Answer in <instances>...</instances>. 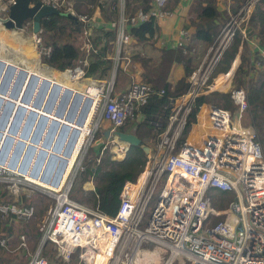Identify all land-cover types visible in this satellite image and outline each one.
I'll list each match as a JSON object with an SVG mask.
<instances>
[{
    "label": "built area",
    "instance_id": "2783aa9c",
    "mask_svg": "<svg viewBox=\"0 0 264 264\" xmlns=\"http://www.w3.org/2000/svg\"><path fill=\"white\" fill-rule=\"evenodd\" d=\"M0 1V11L5 15L0 20H4L16 0ZM37 1L75 18L78 23L91 21L85 14L77 15L70 0ZM169 1L182 0H152L147 9H136L128 17L124 16L121 4V14L110 23L109 29L116 33L111 77L102 84L92 81L83 92L90 94V87L95 89L89 97L90 134L83 139L81 148L92 141L103 122L108 123L110 133H113L136 119L151 95H163L162 90L157 92L140 82L115 94L113 75L124 59L121 55L124 47L132 42L128 33L130 27L150 19L157 21L168 17L166 5ZM258 1L243 0L236 11L228 13L220 35L189 76L188 91L175 101L166 127L158 134L154 157L146 162L135 182L124 184L114 217L97 208L78 204L69 197L73 179L83 170L85 154L81 155V148L66 178L60 179L56 187L51 185L52 172L59 161L53 160L54 167L47 173V182L34 178L40 184L30 179L28 170L21 173L17 167L10 168L6 160L0 162V184L8 188H40L53 199L54 205L39 226L41 239L35 252L28 254L25 237H19L18 249L29 255L28 264H49L40 256L45 244H52L64 259L81 249L88 264H264V146L256 140V134L236 132L231 113L211 106L207 114L210 127L217 133H225L223 138L210 135L204 142L188 146L185 140L178 147L195 100L211 91L208 81L223 52L235 37L242 42L248 41V24ZM23 28L32 30V22L27 21ZM180 36L177 49L186 53L188 44L183 39L187 32H181ZM35 38L40 55L48 53L41 49L39 37ZM80 39L85 57L79 66L65 71L70 80L78 82L84 80L87 56L94 50L91 27H85ZM259 59L264 69V45L259 50ZM230 97L240 114V127H247L241 123L247 110L246 91L233 89ZM2 100L11 99L0 94ZM22 107L26 110L23 118H26L29 109ZM110 139L107 142L112 141ZM116 144L119 147L113 157L120 151L124 159L128 146L118 141ZM214 192L232 195L225 210L213 208L209 195ZM152 203L151 213L146 218ZM35 214L33 206L0 203V247L6 249L8 242L1 232L2 225L28 223ZM211 216L223 220L206 227ZM148 246L155 250L146 249Z\"/></svg>",
    "mask_w": 264,
    "mask_h": 264
},
{
    "label": "trees",
    "instance_id": "16d2710c",
    "mask_svg": "<svg viewBox=\"0 0 264 264\" xmlns=\"http://www.w3.org/2000/svg\"><path fill=\"white\" fill-rule=\"evenodd\" d=\"M70 1L73 3L74 11L77 15L85 14L91 18L93 13L91 9L98 7L102 12V18L105 21L112 20V17L114 21H116L118 18L115 8L113 11H111V14L103 11L101 0ZM123 1V12L125 17L130 16L136 9H139L136 8L133 10V6L139 4L143 9H147L152 3V0ZM116 4H118V0H112L110 6ZM192 9L194 12H196V17L198 19V22L192 21L190 24V26H195L193 38L202 42L204 45H211L218 35L217 20L218 17H220L215 5V0H195V4ZM59 13L60 15L50 16L41 21V49L43 48L48 51V53L45 55L41 54V62L50 70H54L56 72H65L66 70L74 69L75 67L79 66V62L85 57L84 52L81 50L79 45H77V39L78 37L80 38L85 26L75 21L71 16L67 17L62 12ZM92 28L93 29L91 30L93 34L91 45L94 50H92L87 56V64L84 67V77L86 79L99 81L106 80L109 78L114 67V61L112 57L114 54L116 33L113 30H105L103 26ZM128 33L137 44H146L155 36L156 21L154 19H150L149 21L144 22L137 27H130ZM247 34L248 37L255 35L256 38L260 40V43L264 45V0H259L256 4L248 24ZM240 47H242V52L247 50L246 42H242L239 37H236L234 43L223 52L220 62L218 65H216L217 67L208 81L209 85L213 83V80L219 74L224 75L230 71L233 62L238 55ZM121 55L123 56V54ZM240 58L241 62L235 70L231 84L233 88L231 87V90L239 89L240 86H243L245 83L249 82L246 81L249 61L246 56L243 55V53ZM131 59L132 62L140 64V66L144 69V75L142 76L140 83L150 85L157 92L159 90L164 92L163 95H159L157 93L151 95L147 104L141 107L139 113L141 114L142 122H137L138 124H136V121L131 123L136 136L141 140V143L144 144L143 133H145L147 129H151L155 124V121H159L161 124L159 133L163 128L166 127L167 123L165 124L163 121L167 120L169 115L165 116L164 120L161 121L159 118H157L158 113L163 108L167 107L170 102L178 100L188 91V78L196 68L192 66L191 59L189 57H185L181 49L162 51L161 61L157 65H153L149 59H146L145 57L142 58L137 55L132 56ZM174 63L183 66L184 77L180 79L175 84L174 89L171 90L170 84L166 82V76L170 66ZM120 68L121 67L119 65L116 68L117 79H119L123 73ZM52 85H57L59 90L62 87L67 86L71 88L68 83L60 82L57 79H51V90L53 87ZM231 90H229L227 93L214 91L195 100L178 147H181V145L185 142L189 132L190 134L187 138V141L193 139L194 144L197 145L204 142L207 137L213 134V130L210 128L198 127L196 124L197 114L204 104L227 110L229 112H237V108L233 104V101L230 97ZM49 94L52 95L51 91ZM58 94L59 92L55 95ZM17 102L21 104L23 102V98L21 101L17 100ZM247 104L248 110L246 112V116H249L250 122L252 123L251 125L257 132L256 140L264 146V80L260 79L254 85L248 88ZM23 105L27 106L28 109L34 107V104L27 105L24 102ZM126 125L127 123L118 130L122 133H130V130H126L124 128ZM193 133L194 138L192 137ZM96 134L99 135L100 138H104V129L102 127H100V129L98 128ZM102 148L103 146L100 145V151ZM86 154L87 151L82 162L83 170L78 174L81 177L79 184L82 186L84 183L93 180L95 184L94 191L85 192L81 188L80 197L73 195L72 199H70L78 204L91 202L92 208H97L103 214L109 217H114L120 203L119 196L124 184L126 182L133 183L137 180L139 174L142 172L147 162V156L140 149V147L130 146L128 147L125 158L121 161L111 160L110 154L106 155L105 157L94 154L95 156L92 158V160L85 164ZM74 160L75 158L72 161ZM1 185L3 184H0V186ZM212 194H214V196L224 195L222 193L216 194L215 192L211 193V196H213ZM0 203L3 202L0 201ZM21 204L24 206H30L23 203ZM211 204L213 205L212 200ZM221 220L223 219L216 218V222ZM5 225L7 224L5 223ZM31 232L34 237L33 243L36 244L39 238L41 239V233L39 230L37 232L31 230ZM79 250L80 249H76L75 252Z\"/></svg>",
    "mask_w": 264,
    "mask_h": 264
},
{
    "label": "rangeland",
    "instance_id": "374dc122",
    "mask_svg": "<svg viewBox=\"0 0 264 264\" xmlns=\"http://www.w3.org/2000/svg\"><path fill=\"white\" fill-rule=\"evenodd\" d=\"M121 4L124 5V1H122ZM136 8H142V6L139 5V4L133 6V10L136 9ZM63 14L68 17L67 14H65V13H63ZM4 17H5L4 13L0 11V19H3ZM226 18H225L224 21H221L220 23L217 21L218 22V24H217V26H218V35H217L216 39L220 35V33H221V31H222V29L224 27V24L226 23ZM113 20L114 19L112 17V20H110V21H113ZM82 25H84L85 27H90L92 25V23L88 22L87 24H82ZM37 36L39 37L40 43L42 44L41 33L37 34ZM37 36L33 35L32 30L29 29V28H23L21 31L19 30V31L8 32L0 24V60L5 61V62H7L9 64H12V65L16 66V68H22V69H25V70H30L31 72H34V73H36L38 75H41L43 77H46V78L48 77V78L55 79V80L57 79L60 82L68 83L71 86V88L74 89L75 92L80 93L81 95H83V97H87L85 94H83V92H85V87H87V85H88V82H89L88 79L84 78V80H80L79 82L78 81H74L73 82L72 80H70V78L66 75L65 72H56L54 70H50L46 65L42 64L41 55L39 53L40 52V48L37 46L36 38H35ZM235 38H234V40H235ZM234 40L232 41V43L225 50H227L234 43ZM80 43H81V39L78 37L77 45H79ZM131 45H133V43ZM211 45L195 44V43L191 42L190 44L188 43V49L189 50H187L186 53H183V52L182 53L185 55V57H189L191 59V61H192V66L194 68H197L198 65L201 63V61H202V59H203L208 47L211 46ZM24 49L26 50L27 53L30 52L29 54L31 56H24V54H23L24 53ZM190 52H191V54H190ZM239 52H238V55L240 57H241V55L243 53V55L246 56V58H247V54L248 53H246V50L242 52V47L239 48ZM220 60H221V58H220ZM22 64H23V66H22ZM234 73L230 75L229 83H228V86H227V88L225 90H217V86H216V90L215 89L212 90L213 85H216V80L219 77V75H223V74H219L213 80V83L211 84V92L216 91V92L227 93L229 90H231V87L233 88V86H231V84H232ZM249 74H250V70L248 69V75ZM16 75L14 74V76L12 77V80L10 82V85H11L10 87L11 88L13 87V89H14V84H13L14 81L13 80L16 78ZM248 75L246 77V81H249V82L245 83V85L239 87L241 89H244L246 91V93L248 92V88L250 86L254 85L258 80H260V79L264 80V73H260L259 75L252 76V77H249ZM67 78H69V79H67ZM109 78H110V76H109ZM28 80L29 79L25 80V84L21 88V93L23 91V93H22L23 97H24L25 93L28 91V88H27L28 87L27 86ZM38 83H40V82H37V84ZM37 84H36V86H37ZM36 86L34 87V92L32 93V96H31V99H30L31 103L33 102V99H34V96H35V91L37 90ZM41 87L42 86L40 84V88ZM10 89H8V90H10ZM114 93H117L116 88L114 89ZM67 102H68V100H67ZM67 102H66V105H67ZM4 103L5 102L3 100V104ZM83 103H84V101H81L80 104H79V107L82 106ZM66 105H65V107H66ZM207 106H210V105H207ZM15 107L16 106L14 105V108L10 112V115L9 116L7 115L8 123L4 127V131H6L8 129V127H9L10 121L12 119V116H13L14 112H15ZM79 107H78V109H79ZM5 109H6V103H5L4 107H3V110L0 112V122L4 118L3 116L5 115ZM78 109L76 111V115H75L74 119L78 118L79 112L81 111V110L78 111ZM247 110H248V104H247ZM247 110L245 111V113H244V115L242 117V122L241 123L244 126H252L251 125L252 123L250 122L249 116L248 115L246 116ZM230 113H231L232 116L235 115V112L230 111ZM135 120L136 119H134L133 121H129L127 123V125L124 127L126 130H130L129 131L130 133L134 132V129H133L131 123H134ZM22 123L24 125V122H22ZM105 123H107V122H103L102 123V128L105 126ZM35 128L36 127H34L32 129V131L30 132V135H29L30 138H31L33 132L35 131ZM47 128L48 127L46 126L45 129L42 132V137H41V140H40V144L38 145V148L41 146V144L44 141V134H45V132H47ZM21 130H20V132H21ZM191 130H192V128H191ZM189 134H190V132L188 133V135L186 137V140H187ZM256 134H257V132H256ZM86 137H87V135H86ZM111 140L114 141V142H112V141L107 142L104 138H100L99 135H97L95 133V135L93 136L92 141L90 143H88V144L86 142V144L81 148V152L80 153H81L82 156L87 151L85 164L92 160V158L95 156L94 154H98L101 157H105L106 155L110 154L111 155V160L120 161L123 158V157L120 158V155L123 156L120 151L116 153L115 157H113L115 155L114 152L117 151V149H118V145L116 144L117 140L115 138L111 139ZM67 141H68V139H67ZM67 141L65 140L63 148L66 147ZM155 143H156V141L153 144H152V142H150V143L145 142V145L147 147L150 146L149 148L151 149L150 154L147 155V161L148 160L151 161V158L153 157V154H154L153 150H154V147H155ZM100 145L103 146L101 151H100ZM93 150H94V153H93ZM62 154L63 153H60L59 155L63 156ZM73 157L74 156H72V154H71L67 158V165L65 167L64 172L67 173L70 170V168H71V166L73 164V161H72ZM9 159H10V157H7L5 160L7 162H9ZM21 159H22V157H21ZM34 161H35V157L33 158L32 162H31V166H30V168L28 170L29 172L32 170V167L34 165ZM74 162H75V160H74ZM42 171H43V169L41 168L40 169V173H39L40 175H42L41 174ZM56 173H57V169L56 170L53 169L52 176H55ZM63 176H64V178H66V174H64ZM80 179H81L80 175H76L75 178L73 179L72 183H71V189H70V193H69V197L71 199H72L73 195H77L78 197H80V189L82 188V186H80V184H79L80 183ZM35 183L40 184L39 182H36V181H35ZM212 195L213 196H211V194H210L209 196H210V199L213 202L212 206H213V208H215L216 211L225 210L227 205H228V203L232 199V195L231 194L221 195V196H217V195L214 196V194H212ZM0 201L3 202V203H20V204L23 203L25 205L33 206L34 209H35V212H36L35 218L33 220H31L30 222H28V223L17 222V223H12L11 225H8V224L7 225H5V224L2 225V233L5 235L6 239L8 240L6 249L0 247V259H2V264H5V261L6 262H10L9 256H11L12 254H15L14 252H11L13 250H15V252L18 253V255H13V256H16V261L13 264H28V256H29L28 254H32L36 250V249H34L35 245H34L33 241L30 238V235L32 234L31 230L35 231V232H37L39 230V226L41 225L42 221L46 217L47 211L54 205L53 199L50 198L45 193H43L40 190V188H35V187H29V188H26V187L10 188L9 187L8 188L5 185H1L0 186ZM153 203L148 207L146 218H148L150 213H151ZM82 205H85V206H88V207H92L91 206L92 205L91 202H85ZM215 222H216V217L215 216H211L209 221L206 223L205 226L206 227L207 226H211ZM20 236H24L25 239H26V243L28 245L27 246L28 247V252H29L28 254L25 253V255H24L23 254L24 252L22 250L18 249L19 237ZM145 248L149 249L150 251L155 250V247H153V246H148V247H145ZM42 249H41L42 255H41V251H40V256L41 257L43 256L42 258H44L49 264H88L87 261L85 260L87 257H83V255L85 253L81 249L79 251H76V252L74 251L73 253H71L69 255V257H67V258L65 257V259L62 258L61 256H59L56 248L52 244H45L42 247ZM2 257H4V259ZM177 264H181V263H177Z\"/></svg>",
    "mask_w": 264,
    "mask_h": 264
},
{
    "label": "crops",
    "instance_id": "0c3cea01",
    "mask_svg": "<svg viewBox=\"0 0 264 264\" xmlns=\"http://www.w3.org/2000/svg\"><path fill=\"white\" fill-rule=\"evenodd\" d=\"M111 1L112 0H101L103 11H106L109 14H111L112 13L111 11H113V9L115 8V10L118 14V17H119L121 14V3L123 0H118V4L113 5V6L112 5L110 6ZM242 1L243 0H215V5H216L217 11L220 15V17H218L217 21L219 23L221 21H224L228 15V13L236 11L237 8L242 3ZM194 4H195V0H182L181 2L169 1L166 5V10L169 12V16L156 21V33H155L154 38L146 44H137L132 38V42L130 43V45H127L126 47H124V50L122 53L124 59L119 64V66L121 67L120 69L123 71V73L119 77V79H117L116 78V70H115V75H114V79H113L114 83L116 81L114 89L116 88L117 93H115V94H119V93L123 92L132 83L141 82V80H142L141 78L144 75V69L140 66V64L132 62V59H131L132 56L137 55V56H140L142 58L145 57L146 59H149L151 61V63H153V65H157L161 61L162 51H164V50L165 51L177 50V44L181 38L180 34L183 31L187 32V37L183 39V42H186L187 44L188 43L190 44L191 42H193L195 44H203L202 42L195 40L193 38V35L195 33V26H190L192 21L198 22V19L196 17V12H194L192 9ZM202 5H203V2H202ZM91 10L93 12L92 16H91V21H90V23H92V25L90 26L91 29H93L92 27L97 28L99 26L100 27L103 26L104 29L108 31L110 29V23H112L114 20L113 21H110V20L105 21L102 18L103 17L102 12L98 7L92 8ZM218 22H217V24H218ZM91 33H92V30H91ZM132 43H133V45H131ZM246 44H247L246 53H248L247 59L249 61V65H248L249 68L248 69L250 70V74L248 76L252 77V76H257L260 73H264V70L262 69V65H261V62L259 59V50L261 47H263V44L260 43V40L258 38H256L255 35L248 37V41L246 42ZM79 47L81 48V43L79 44ZM112 59H113V57H112ZM240 62H241V58L238 55L235 58L233 65L231 67L232 72L229 71L228 74L219 75V77L216 80L217 90H225L227 88L230 75L235 72V70L239 66ZM26 71L28 72V75L34 74V75L38 76V82H40L37 84V86H39V87H37L38 92H39L40 84L42 86V83H43L42 81L44 79H45L44 81H48L49 83L51 81V78L43 77V76L38 75L34 72H31L30 70H26ZM110 77H111V74H110ZM183 77H184L183 66L180 64L174 63L170 66V69H169L168 74L166 76V82L168 84H170L171 90H173L175 84L180 79H182ZM88 80H89L88 84H90L92 81H94L92 79H88ZM95 81H99V80H95ZM107 81H108V78L106 80H100L99 82L102 84V83H105ZM48 87H49V93H50L51 86L49 85ZM66 90H70L71 95L68 98V102H67L65 109L63 110V115H62L61 119L64 120V118L66 117L67 112L70 109V105H71V103L74 99L75 93H76L74 91V89H71L68 86L62 87L59 90L58 95L54 94V97L56 98V100L54 102L52 112L47 114L50 119L55 117L57 110L60 107V105L64 99V93ZM46 97L51 98V95L46 94L45 98ZM175 101L176 100L170 102V104L167 107L163 108L158 113L157 118H159V120L163 121L165 116L170 115L172 108L175 106ZM47 102H48V100H47ZM47 102L43 104L44 107H41L42 109L41 108L38 109L39 113H45L44 108H45ZM17 104H19V103L16 100L15 105H17ZM206 106H207V104H204L200 108V110L197 114L196 124L198 127H207V128L210 127L209 119L207 116L208 109L210 106H207V107ZM81 107L82 106L79 107L78 111L81 110ZM33 109H37V108L33 107ZM90 114L91 113L89 110V113L87 114V119H85L86 121H85L84 125H82L81 128H79L80 134L76 140V143L74 145V149L72 150V153H71L72 156H74L73 159L74 158L76 159V157L80 151V148L83 144V139L86 137V135L89 132ZM135 121H136V124L142 122V117H141L140 113L137 115ZM163 122L166 124L167 120H165ZM162 125H163V123H162ZM72 126L75 127L74 122L72 123ZM47 127H48V125H47ZM107 128H109V126L107 123H105V126L103 127V129L106 130ZM160 128H161V124L159 123V121H155V124L153 125V127L149 130L147 129L145 131V133H143V137H145L143 139L144 140L143 143L145 144V142H148V143L152 142V144H153L157 140V136H158V133L160 131ZM163 129H162V131H163ZM45 137H46V132L44 134V139H45ZM192 137L194 138V133H193ZM56 139H57V135L55 134V136L52 140V144L50 146V149L48 150V154L51 153V150L53 148V145H54V142ZM191 140H193V139H191ZM66 141H67V139H66ZM186 142H187V140H186ZM63 149H65V148H63ZM11 155H12V151L9 153L8 157H11ZM45 167H46V162L43 164V167H42L43 171L41 174H43ZM56 169H57V166L54 168V170H56ZM68 172L67 173L64 172V174L67 175ZM41 176L42 175H40L39 179L41 178ZM30 179H32V181L34 180L36 182H39L38 180H35L34 178H30ZM94 187H95V184L92 180L90 182L84 183V185H82V190L85 192H91V191H94ZM40 237H41V235H40ZM30 238L32 241H34L33 234L30 235ZM39 242H40V238H39L38 242L36 244H34L35 245L34 249L37 248V246L39 245ZM11 252H14L15 254H12L11 256H9L10 262L5 261V264H13L16 261V256H13V255H18V253L15 252V250H13ZM23 252H24L23 254L25 255L26 252L25 251H23ZM2 258L4 259V257H2ZM0 264H2V259H0Z\"/></svg>",
    "mask_w": 264,
    "mask_h": 264
},
{
    "label": "water",
    "instance_id": "95a60500",
    "mask_svg": "<svg viewBox=\"0 0 264 264\" xmlns=\"http://www.w3.org/2000/svg\"><path fill=\"white\" fill-rule=\"evenodd\" d=\"M54 15H60V13L55 10L51 6H43L39 1L37 0H16L15 4L9 8L8 16L4 20H0V24L3 26V28L8 31H21L23 29L24 24L27 21L32 22V33L34 35H37L41 32V21L43 19H46L50 16ZM75 20V18H73ZM76 21V20H75ZM6 67L3 82L1 83L0 87V94L4 95L3 90L6 88V83L11 78L13 72L15 71L16 66L12 64H6L2 60H0V70L3 67ZM18 77H17V88L13 89L12 95L10 96V99L13 100L16 98L20 84L22 81L27 77L28 73L25 69L18 68ZM232 72V69L230 70ZM115 75V73H114ZM113 75V77H114ZM29 85L28 89L31 88L36 80L37 77H35L34 74H29ZM45 80V79H44ZM42 81V92L47 89L48 87V81ZM51 94H55L58 90L57 85H52ZM71 92L69 90H66L64 93V98L67 101L70 97ZM81 94L78 92L75 93L74 99L70 105V109L67 112L66 117L64 120H61V114L64 109V103L58 108L57 113L55 117L49 118L46 113L50 110V102H47L44 112L45 113H39L36 109H30L28 111L27 117L25 118V124L23 129L21 130V133L19 136H17L19 123L21 120H23V115L26 113V110L24 107L19 105L15 113L12 117V121L4 133L1 131L2 128L0 127V162L4 161L6 159L7 153L9 149L11 148L13 144V151L12 155L9 159V167L10 168H16L18 166V171L21 173H25L28 170L29 162L32 160L33 156L35 155V161L34 165L32 167V170L30 171L31 177L36 178L37 171L41 168L42 164L46 162L45 170L40 178L42 182H47V173L52 170L54 165H52L53 160L59 161L58 167L60 169L58 177L55 179L56 176H54L53 181L51 182V185L53 187H56L63 169L66 166V159L70 156V153L73 148V144L75 143L76 137L79 134V128L83 125V122L85 121L86 115L88 113L91 100L89 98H86L84 101L81 111L79 112L78 118L75 121V127L72 126V123L74 122V115L75 111L81 101ZM8 100L6 103V109L8 111L11 110L12 105H10V101ZM25 102V101H23ZM38 103L34 105V107H37ZM240 114L238 112L235 113L234 116H232V122L234 126V130L236 132H242L244 135H255L256 131L252 126L247 127H240ZM5 121H2L0 124L4 125ZM48 124L46 137L41 144L40 148L37 149L38 141L41 137V133L43 131V128ZM36 125L35 131L33 132L31 138L29 139L28 143V135L30 129H32V126ZM111 128H107L106 131H104V138L109 139L111 137H115L118 141V143L126 144L128 147H140V149L144 152V154L147 156L150 154V148L147 147L145 144L141 143V140L136 136L135 132L131 133H122L119 130H116L113 133H110ZM57 135V139L54 142L53 148L51 150V153L48 155L46 153L47 149L52 144V140ZM68 137V138H67ZM65 139H68V142L66 144V147L63 151V156H60L59 153L62 150V147L64 145ZM23 154L21 161L19 162L20 156ZM47 157V158H46ZM154 157V155H153Z\"/></svg>",
    "mask_w": 264,
    "mask_h": 264
},
{
    "label": "bare ground",
    "instance_id": "6f19581e",
    "mask_svg": "<svg viewBox=\"0 0 264 264\" xmlns=\"http://www.w3.org/2000/svg\"><path fill=\"white\" fill-rule=\"evenodd\" d=\"M28 51V50H27ZM23 53V52H22ZM30 52H26V50L24 49V56H31L30 54H29ZM33 53V52H32ZM3 62H5V61H3ZM11 62V61H10ZM21 62V61H20ZM6 64H8L7 62H5ZM22 66H23V64H22ZM5 70H6V67L4 66L1 70H0V87H1V83L3 82V78H4V74H5ZM18 68H15V71L13 72V74H12V76H11V78L9 79V81L6 83V88L3 90V93L5 94V96L7 97V99H10V96L12 95V91H13V87L11 88L10 86V82H11V80H12V77L14 76V74L16 75V78L13 80L14 81V89H16L17 88V77H18ZM28 73V72H27ZM35 77H37V80H36V82H35V84L31 87V88H29L28 89V91L25 93V95H24V97L22 96V93H23V91H22V93H21V88H22V86H24V84H25V80L26 79H29V76L27 75V77H25V79L22 81V83L20 84V87H19V91H18V94H17V96H16V98L15 99H13L12 101H10V105H12V107H11V110L10 111H8L7 109H5V115L3 116L4 118L2 119V121H4V120H6L5 121V124L4 125H1L0 124V127L2 128V132L4 133L5 131H4V127L7 125V123H8V117H7V115L9 116L10 115V112L13 110V108H14V105H15V102H16V100H18V101H21V99H22V97H23V101H25L24 103L25 104H36V103H38V106L37 107H35V108H37L36 110L38 111V109L39 108H41V107H44L43 106V104L45 103V102H47V100H48V102H50V110H49V112L48 113H50V112H52V108H53V105H54V102H55V100H56V98L54 97V94H52L51 95V98H49V97H46L45 98V95L46 94H48L49 95V87H47V89L44 91V93L42 92V88H39V92L36 90L35 91V96H34V101L31 103L30 102V99H31V96H32V93L34 92V87L36 86V84H37V82H38V76L37 75H35ZM74 82V81H73ZM29 85V80H28V83H27V86ZM50 85V83L48 82V86ZM11 88V89H10ZM8 89H10V90H8ZM213 89H215L216 90V85H213V88H212V90ZM80 90V89H79ZM70 91V90H69ZM81 91V90H80ZM59 92V87H58V90H57V92L56 93H58ZM71 92V91H70ZM55 93V94H56ZM89 93L90 94H86V93H83V94H85L88 98L89 97H92V95L95 93V89L94 88H92V87H90V90H89ZM80 94V93H79ZM82 96V98H81V101H85V99L87 98V97H83V95H81ZM49 98V99H48ZM64 101H66L65 100V98L63 99V101H62V103H61V105L64 103ZM80 101V102H81ZM4 102L5 103H7V100H4ZM67 102V101H66ZM66 102H65V104H64V108H65V105H66ZM5 103L3 104V100L2 101H0V112L3 110V105H5ZM80 104V103H79ZM19 105H21V106H25V105H23V102L21 103V104H17V105H15L16 107H15V110H16V108L19 106ZM60 105V106H61ZM26 108H27V106H25ZM78 107H79V105H78ZM78 107H77V109H78ZM31 109H33V108H31ZM42 109V108H41ZM77 109H76V111H77ZM210 109V108H209ZM209 109H208V111H209ZM30 110V109H29ZM76 111H75V115H76ZM39 112V111H38ZM4 113V112H3ZM48 113H46V114H48ZM63 115V112H62V114H61V116ZM75 115H74V117H75ZM13 117V116H12ZM77 119H73V121H74V123H75V121H76ZM1 121V122H2ZM11 121H12V119H11ZM11 121H10V123H11ZM86 121V120H85ZM85 121L83 122V125H84V123H85ZM0 122V123H1ZM22 122H24V124H25V117L23 118V120H21L20 121V123H19V127H18V132H17V136H19L20 135V130L21 129H23V127H24V125H23V123ZM210 123V122H209ZM10 125V124H9ZM48 125V124H47ZM46 125V126H47ZM45 126V127H46ZM34 127H36V125H33L32 126V129L34 128ZM210 129H211V127H209ZM32 129H30V131H29V135H30V132L32 131ZM45 128H43V130H44ZM212 130V129H211ZM7 131V130H6ZM43 132V131H42ZM79 134H80V130H79ZM79 134H78V136H79ZM90 134V132H88V134H87V136ZM28 135V139H27V142L26 143H28V141H29V139H30V136ZM217 136L218 137V139H222L223 138V136L225 135V133H217V132H215V131H213V134H212V136ZM78 136L76 137V140H77V138H78ZM41 137H42V133H41ZM41 137H40V139H39V141H38V145L40 144V140H41ZM68 138V137H67ZM66 140V139H65ZM76 140H75V143H76ZM65 142V141H64ZM75 143L73 144V148H72V150L74 149V145H75ZM190 144H194V142H193V140H188L187 142H186V146H188V145H190ZM38 145H37V149H39L38 148ZM50 148V147H49ZM48 148V149H49ZM13 149H14V147H13V144H12V146H11V148L9 149V151H8V153H7V156H6V158L8 157V155H9V153L11 152V151H13ZM47 149V150H48ZM46 153L48 154V151H46ZM60 153H63V147H62V150H61V152ZM59 153V154H60ZM71 153H72V151H71ZM71 153H70V155H71ZM120 154V153H119ZM36 155V154H35ZM35 155L33 156V158L35 157ZM49 155V154H48ZM23 156V154H21V156H20V159H19V162H20V160H21V157ZM119 157V156H118ZM121 157H123V156H120V158ZM33 158H32V160H33ZM47 158V157H46ZM77 158V157H76ZM32 160L29 162V167H28V170H29V168H30V166H31V162H32ZM76 160V159H75ZM45 163V162H44ZM43 163V164H44ZM43 164H42V166H41V168L43 167ZM18 165H19V163H18ZM66 165H67V159H66ZM18 167V166H17ZM66 167V166H65ZM40 168V169H41ZM40 169L37 171V177H40L39 175V173H40ZM60 169H61V167L59 168V167H57V173H56V177H55V179L58 177V175H59V172H60ZM64 170H65V168L63 169V172H62V175H61V178L60 179H62V178H64Z\"/></svg>",
    "mask_w": 264,
    "mask_h": 264
},
{
    "label": "clouds",
    "instance_id": "9594fccd",
    "mask_svg": "<svg viewBox=\"0 0 264 264\" xmlns=\"http://www.w3.org/2000/svg\"><path fill=\"white\" fill-rule=\"evenodd\" d=\"M104 131H106V130H104ZM110 138H112V137L110 136ZM110 138H109V139H110ZM106 140H107V139H106Z\"/></svg>",
    "mask_w": 264,
    "mask_h": 264
},
{
    "label": "flooded vegetation",
    "instance_id": "af4514ba",
    "mask_svg": "<svg viewBox=\"0 0 264 264\" xmlns=\"http://www.w3.org/2000/svg\"><path fill=\"white\" fill-rule=\"evenodd\" d=\"M96 133V132H95ZM95 133H94V135H95ZM105 139V138H104ZM107 140H109V139H107Z\"/></svg>",
    "mask_w": 264,
    "mask_h": 264
}]
</instances>
